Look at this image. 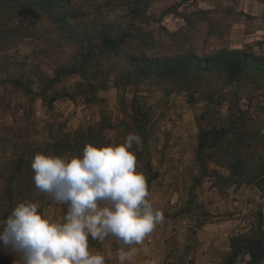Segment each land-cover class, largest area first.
I'll return each instance as SVG.
<instances>
[{
	"label": "rangeland",
	"instance_id": "rangeland-1",
	"mask_svg": "<svg viewBox=\"0 0 264 264\" xmlns=\"http://www.w3.org/2000/svg\"><path fill=\"white\" fill-rule=\"evenodd\" d=\"M128 1L48 8L0 0V218L35 199L34 154L80 156L86 145L122 144L134 133L137 171L164 214L148 242L153 264H166L174 249L187 262L204 245L197 231L224 220L232 222L229 247L242 236L264 247V0H132L141 4L137 18L124 14ZM66 11L77 17L63 20ZM104 23L121 34L114 49L100 43ZM64 24L93 33L90 55ZM232 51L251 62L213 61ZM182 56L212 64L169 75L138 70L142 57ZM40 200L45 217L65 214ZM113 247L90 240L93 253ZM0 264L15 258L0 252Z\"/></svg>",
	"mask_w": 264,
	"mask_h": 264
},
{
	"label": "clouds",
	"instance_id": "clouds-1",
	"mask_svg": "<svg viewBox=\"0 0 264 264\" xmlns=\"http://www.w3.org/2000/svg\"><path fill=\"white\" fill-rule=\"evenodd\" d=\"M138 134L129 133L122 144L86 145L80 156L36 153L34 200L19 202L0 218V252L15 264H106L105 255L90 248V240L118 242L116 264H136L148 257L147 237L164 221L149 200L145 175L137 171ZM66 207L59 219L42 214V201ZM143 246V247H141Z\"/></svg>",
	"mask_w": 264,
	"mask_h": 264
},
{
	"label": "trees",
	"instance_id": "trees-1",
	"mask_svg": "<svg viewBox=\"0 0 264 264\" xmlns=\"http://www.w3.org/2000/svg\"><path fill=\"white\" fill-rule=\"evenodd\" d=\"M61 1V7L64 6L63 4V0H59ZM39 3H41V5L43 6H47L48 8H53L56 7V4H58V0H39ZM60 5V4H59ZM141 4L135 2V1H128L125 3L124 6V14L127 16H134V17H139L140 16V11L141 8L140 6ZM75 11H71V13H68L66 11V13H61L63 16V20L68 18H76L77 16L74 15ZM58 22H63L61 19V16L58 14L57 19ZM104 20H107L104 19ZM70 27V28H69ZM64 30L67 34L75 37L76 39L82 41L83 45L85 46L86 44V53L88 55L91 54V52L93 51L95 46H92L91 41H92V36L93 33L89 32L86 33L85 30H81V29H75L73 26H69L68 24H64ZM101 29H103L102 34L100 35V43L107 48H115L117 47V40L116 37L120 36V35H115L114 33H111L109 31H107V23H104L101 26ZM123 35V34H122ZM87 59L84 58V61ZM197 62V68L199 70H204L207 69L209 66H211L212 63H210L208 60H205V64L200 66L201 64V59L198 58H193L191 59V57H186V56H182V57H178L176 59H174L171 62L168 61H155L153 63L146 61V59H143V57L140 59V63H139V67L138 70L140 71V73H148V72H163L166 75H169L171 73H174L175 71H180L183 70L185 68H188L192 65V62ZM213 61H215L216 63L219 64H223V65H241V64H247L249 62H251V57L250 55H248L247 53L243 52V51H232V52H227V53H222V54H218V56L214 57ZM202 68V69H201ZM236 238H240V237H236ZM245 255L248 254L250 257V260L246 263V264H258L259 262L263 261L264 259V247L263 244L261 242H252L248 239V236H242L239 243H238V247H230V254H229V258L226 260L227 264H233L234 261L236 260V258L239 255Z\"/></svg>",
	"mask_w": 264,
	"mask_h": 264
},
{
	"label": "crops",
	"instance_id": "crops-1",
	"mask_svg": "<svg viewBox=\"0 0 264 264\" xmlns=\"http://www.w3.org/2000/svg\"><path fill=\"white\" fill-rule=\"evenodd\" d=\"M229 208L230 207H228L227 210ZM231 224L232 222L230 223L224 220L222 222H219V224L214 223L211 227L202 228L200 229V231L198 230L197 233L200 236L204 237V245L202 246V248H198L195 252L192 251L191 257L185 263L182 260L179 261V251L177 249H174L170 252L173 259L167 261L166 264H216L217 262H220V260H222V263L225 264L226 258L230 254L228 238L232 237ZM151 240L152 236L149 235L145 241V245L150 249V253L152 254L153 247L152 245L148 244V242H150ZM111 242H116V247H113V251L104 250L101 252V254L105 255L106 257V264H116L114 255L116 248L118 247V242L109 239V241L105 242L103 245L105 248H107ZM151 254L148 257H145L141 253L137 257L136 264H153L154 261L149 258ZM243 258V264H246L250 260L248 254L243 255ZM238 263L239 257L236 258L233 264Z\"/></svg>",
	"mask_w": 264,
	"mask_h": 264
}]
</instances>
